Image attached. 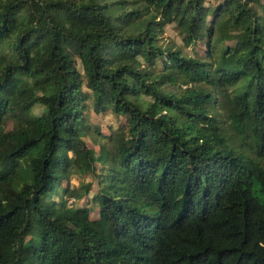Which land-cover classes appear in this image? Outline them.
Masks as SVG:
<instances>
[{
	"label": "trees",
	"instance_id": "trees-1",
	"mask_svg": "<svg viewBox=\"0 0 264 264\" xmlns=\"http://www.w3.org/2000/svg\"><path fill=\"white\" fill-rule=\"evenodd\" d=\"M208 3L0 0V264H264V4Z\"/></svg>",
	"mask_w": 264,
	"mask_h": 264
},
{
	"label": "rangeland",
	"instance_id": "rangeland-1",
	"mask_svg": "<svg viewBox=\"0 0 264 264\" xmlns=\"http://www.w3.org/2000/svg\"><path fill=\"white\" fill-rule=\"evenodd\" d=\"M208 4H214L217 3V1L221 0H208ZM264 4V0H260ZM163 44H175L177 48H181L183 52L185 53H191V47L188 48L183 44L182 37L179 35L177 30L175 29L174 26H167L165 29L164 37H163ZM43 112L42 108L38 106L35 110L34 113L36 115H40ZM90 124H91V130L92 133H89L86 136V141L88 142L89 147L94 148V142H93V137H98L96 134L95 130L99 129L102 134H109L110 131H114L118 128L119 126V119L116 118V116L111 112L107 113H101V114H93L91 113L90 117ZM100 167L98 166V169ZM99 174V171L95 176L92 175H87V176H79L77 175L74 171L71 172L70 174V188L75 189L76 191H79L80 188L85 185H91V189L89 192L81 199L77 200V198H73L72 201V206L77 208V207H88L91 209L92 214L96 215L97 213V207L93 203L92 198L94 194L98 190V178L97 175ZM72 199V198H71Z\"/></svg>",
	"mask_w": 264,
	"mask_h": 264
}]
</instances>
